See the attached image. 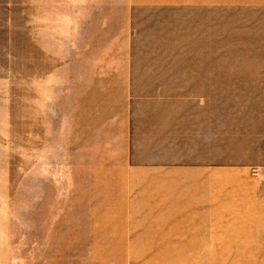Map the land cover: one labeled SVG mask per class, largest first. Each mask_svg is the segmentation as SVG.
Segmentation results:
<instances>
[{"label":"rangeland","instance_id":"rangeland-1","mask_svg":"<svg viewBox=\"0 0 264 264\" xmlns=\"http://www.w3.org/2000/svg\"><path fill=\"white\" fill-rule=\"evenodd\" d=\"M263 198L264 0H0V264H262Z\"/></svg>","mask_w":264,"mask_h":264},{"label":"crops","instance_id":"crops-1","mask_svg":"<svg viewBox=\"0 0 264 264\" xmlns=\"http://www.w3.org/2000/svg\"><path fill=\"white\" fill-rule=\"evenodd\" d=\"M115 85H113L114 87V90L115 91H117V90H119L118 88L119 87H126V79L125 80H121V81H115V83H114ZM182 87H188V86H184V85H181ZM180 86V87H181ZM181 90H178V92H180ZM241 160H243V159H241ZM240 186H244V187H248V185H240ZM253 193V192H252ZM251 193V194H252ZM250 194V195H251ZM253 196H249L248 197V201H252V203H254L255 201H256V197L254 196V194H252ZM250 201V202H251ZM262 202L264 203V198L262 199ZM246 215V214H248V213H240V212H238V211H234V210H228V211H221V212H218L217 214H216V216H229V217H240L241 215ZM192 252H195V251H192ZM199 253H205V252H199ZM229 254H234V253H229ZM240 254V253H239ZM238 253L237 254H235V255H239ZM255 254H258V253H255ZM255 256V255H254ZM258 256H261V258H260V260L262 261L261 263L262 264H264V252H260V254L259 255H256L255 257H258ZM252 264H254L253 263V260H252Z\"/></svg>","mask_w":264,"mask_h":264},{"label":"bare ground","instance_id":"bare-ground-1","mask_svg":"<svg viewBox=\"0 0 264 264\" xmlns=\"http://www.w3.org/2000/svg\"><path fill=\"white\" fill-rule=\"evenodd\" d=\"M174 210V209H173ZM177 212V211H176ZM178 213V212H177ZM174 214V213H173ZM179 254V253H178ZM173 255V254H172ZM170 256V255H169ZM141 257H143V256H141ZM172 259V258H171ZM150 261V260H149ZM172 263V262H171ZM145 264V263H144Z\"/></svg>","mask_w":264,"mask_h":264}]
</instances>
